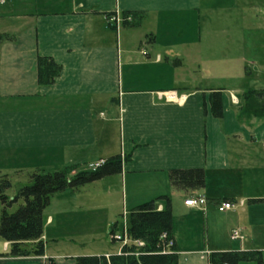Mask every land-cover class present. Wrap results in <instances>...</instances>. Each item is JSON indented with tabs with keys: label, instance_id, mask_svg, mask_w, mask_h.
<instances>
[{
	"label": "crops",
	"instance_id": "1",
	"mask_svg": "<svg viewBox=\"0 0 264 264\" xmlns=\"http://www.w3.org/2000/svg\"><path fill=\"white\" fill-rule=\"evenodd\" d=\"M235 5L234 0L0 2V174L90 167L119 155L122 171L110 178L123 182L124 210L131 211L168 196L170 170L201 168L204 188L183 190L178 204L170 199L181 219L179 228L172 225L178 264H210V255L223 251L258 252L264 264V116L244 118L240 110L244 91L264 88V64L248 59L258 37L230 28L247 22L229 17ZM124 14L132 21L108 22V16ZM188 16L200 27L189 38ZM181 22L183 34H172ZM40 56L60 66L49 86L38 84ZM251 67L257 79L250 80ZM211 90L222 92L221 119L211 113ZM114 127L116 152L107 156ZM195 195L206 198L205 206L184 204ZM221 201L235 206L219 212ZM155 204L164 207V201ZM232 229L243 238L231 239ZM117 244L111 252L82 255H116ZM9 251L2 240L0 264H76L80 256L50 252L46 242L40 256Z\"/></svg>",
	"mask_w": 264,
	"mask_h": 264
},
{
	"label": "trees",
	"instance_id": "2",
	"mask_svg": "<svg viewBox=\"0 0 264 264\" xmlns=\"http://www.w3.org/2000/svg\"><path fill=\"white\" fill-rule=\"evenodd\" d=\"M128 14L122 17L126 18ZM132 21H124L129 23ZM60 72V66L51 58L40 56L37 59V80L40 86L51 85ZM210 109L214 117L223 116L222 92L211 90L209 94ZM241 114L244 118H261L264 116V88L248 89L242 93ZM122 171V159L119 155L112 156L94 171H78L68 175L64 170L31 174L29 183L20 186L16 193L9 197L6 191L11 182L6 175L0 174V239L9 243L10 255L28 256L43 255V212L50 198L66 189L78 191L86 184L96 182L106 176L119 174ZM169 182L174 189L184 191L201 190L205 186V173L201 168L173 169L169 171ZM198 196V195H195ZM155 200H163L164 207L157 209ZM22 202L18 208L9 213L8 209ZM128 235L131 239L144 242V247L130 246L123 248L127 255H111L109 262L104 256H78L76 264H178L175 247L171 252H162L165 239L163 233L172 237V210L170 198L160 196L152 201L142 203L128 214ZM118 227L115 222L110 235ZM120 228V225H119ZM118 228V229H119ZM173 238V237H172ZM139 252L138 256L134 253ZM1 255V254H0ZM255 262L263 264L260 253L243 251L213 252L210 264H239Z\"/></svg>",
	"mask_w": 264,
	"mask_h": 264
},
{
	"label": "rangeland",
	"instance_id": "3",
	"mask_svg": "<svg viewBox=\"0 0 264 264\" xmlns=\"http://www.w3.org/2000/svg\"><path fill=\"white\" fill-rule=\"evenodd\" d=\"M234 2L236 5L235 8L229 10V17L236 20L246 19L247 22L246 25L238 27L234 25L230 28L234 33L235 30L241 29L246 34L252 33L258 37L256 41L251 43L252 48L248 52V59L252 63L255 61L254 64H264V0H234ZM185 25V34H187L188 38L199 32L200 27L195 25L193 19L189 18V16L186 19ZM183 26L182 22L180 25L175 24L173 29H176V31H173L172 34H176L177 32L183 34L180 32V30H183ZM208 29V27L204 28L202 26L203 34L205 30L210 34ZM160 34L165 35L162 31H160ZM145 47L147 48V44H145ZM251 69L253 77L250 80L257 79L256 68L251 67ZM109 133L112 140V147H109L112 149L107 150V156L116 152V148L113 146L116 145L118 135L115 127L110 128ZM72 168L76 172L91 170L87 163L65 167L63 170L68 175H71ZM39 170V173L52 172L47 169ZM33 172L34 169L12 173L9 176L11 187L6 191V194L12 197L20 186L28 184ZM112 179L115 178L106 176L96 182L84 185L78 191L66 189L65 192L62 191L60 194H55L50 198L43 212L44 236L42 238L48 244L50 252L57 249L60 252L83 256L82 254H91V252H111L115 250L118 244L112 242L111 235H109V224L112 220L116 219L119 222V224L117 223L119 228V225L123 221L121 214L125 211L128 220L130 207L126 206L127 208L124 210L123 182ZM107 189L111 190V195L106 193ZM167 195L171 201H175L178 204L185 193L183 190H176L170 186V191ZM127 196L131 197L129 189H127ZM159 202H163V200H155V203ZM20 204H22L21 201L13 204L8 209V212H14ZM1 209L2 205L0 203V212ZM172 216V225L179 228L181 221L180 213L178 211L174 213L173 210ZM49 217L52 221L51 219L47 221ZM179 234L185 236L183 232ZM1 241L2 239H0V247ZM239 264H255V262H240Z\"/></svg>",
	"mask_w": 264,
	"mask_h": 264
},
{
	"label": "built area",
	"instance_id": "4",
	"mask_svg": "<svg viewBox=\"0 0 264 264\" xmlns=\"http://www.w3.org/2000/svg\"><path fill=\"white\" fill-rule=\"evenodd\" d=\"M4 0H0V2H3ZM124 19L126 21H130L131 17L130 16H126V18L123 17H119L118 15H110L108 16V22L114 24L115 26H117L119 23L123 22ZM104 163V160H99L94 164H90V169L92 171H94L95 169H97L98 167H100L102 164ZM184 204L186 206L189 207H203L206 204V198L203 195H198V196H193L190 197L189 199L184 200ZM240 204H242V201L240 202ZM235 206L234 203L230 202V201H221L220 203L217 204V210L219 212H223V211H227V210H231L233 209ZM127 213L124 212L122 215V219L123 221L120 224V228L119 231H113V233L111 234V239L114 242H117L120 244V250L118 251V253L116 255H127L128 252H125L123 250V248H127L130 246H134L135 248H142L144 247V242L142 240H138V239H131L128 235V224H127ZM161 238L165 239V243L163 245V253L166 252H171L172 248L174 247V240L172 237H167L166 233H163L161 235ZM230 238L231 239H242L243 236L241 235V232L239 229H232L230 232ZM135 256L139 255V252H135L134 253ZM111 255L106 254L104 255L105 259L109 262V258Z\"/></svg>",
	"mask_w": 264,
	"mask_h": 264
}]
</instances>
